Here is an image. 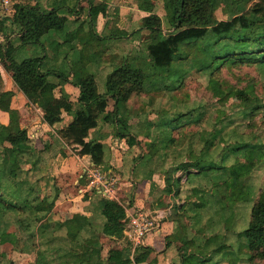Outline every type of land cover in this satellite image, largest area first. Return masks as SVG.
Masks as SVG:
<instances>
[{
	"label": "trees",
	"instance_id": "obj_1",
	"mask_svg": "<svg viewBox=\"0 0 264 264\" xmlns=\"http://www.w3.org/2000/svg\"><path fill=\"white\" fill-rule=\"evenodd\" d=\"M88 3L93 35L98 16L106 15L107 5L96 0ZM63 6L49 9L40 2L17 3L12 7V16L0 15L4 63L13 71L18 89L43 109V120L49 125L61 122L64 113L73 115V120L58 130V137L77 148L78 154L89 155L95 167L105 164L106 145L86 139L91 129L101 123L111 124L114 136L128 144L134 187L153 179L172 160L165 171L169 187L163 192L171 195L173 201L185 195L187 203L172 208L176 231L166 236V247L179 239L186 244L194 240V264H264V187L256 189L252 183L254 166L247 160L255 156L264 161V138L242 130L240 125L245 123L234 124L235 119L229 118L226 124L209 130L208 134L198 132L189 136V142H179L174 132L189 124L200 125L204 116L200 108L184 112L164 107L162 120L148 119L147 112L134 117L132 110L130 119L126 116L131 101L141 94L155 90L176 95L192 68L210 75L227 65L264 68V0H164L166 17L173 30L165 32L161 17L152 13L133 32L138 35L144 30L148 32L144 46L150 65L142 57L122 59L108 75L103 92L98 89L88 61L83 59L90 46L71 48L68 40L64 42L68 44L69 54L65 61L56 63L48 57L45 42L54 46L53 36L63 26L58 13ZM220 7L228 15L226 19L216 17ZM94 38L105 40L96 35ZM102 45L98 43L97 52ZM33 50L42 55L33 57ZM62 50L58 48V52ZM67 83L80 89L77 101L64 90ZM59 87L62 92L57 97L55 90ZM228 90L235 91L242 122L264 111V102L252 87L230 86ZM224 91L220 83L214 89L219 97ZM2 93L0 88V97ZM11 96L0 98V109L13 118ZM111 100L113 110L108 109ZM140 134L144 135V143L139 140ZM221 138L225 139L223 144ZM34 141L29 127L14 130L0 122V264H13V259L3 253L5 243L12 245L14 253L33 257L35 264L147 262L156 250L145 246V242L136 247L133 258L126 255L132 245L125 233L129 222L126 207L100 193L93 195L98 199L94 201L92 215L77 212L65 220L51 219L57 213L60 191L50 190L39 170L44 150H37ZM179 172L182 174L178 175ZM85 196L92 194L87 192ZM158 204L164 205L160 199ZM237 207L245 211L241 214L246 225L240 228ZM185 209L193 221L187 227L190 231L180 223ZM9 216L14 219L8 220ZM97 218H101L100 222ZM11 224L16 226L15 232L9 231ZM220 226L223 232L218 231ZM97 233L107 236L109 244L94 241ZM233 237L235 241L230 242Z\"/></svg>",
	"mask_w": 264,
	"mask_h": 264
},
{
	"label": "crops",
	"instance_id": "obj_2",
	"mask_svg": "<svg viewBox=\"0 0 264 264\" xmlns=\"http://www.w3.org/2000/svg\"><path fill=\"white\" fill-rule=\"evenodd\" d=\"M37 2H40L49 9L54 5H64L60 7L58 12L61 20H63L62 29L59 30L52 39L55 49L51 48L54 46H51L49 41L45 42L49 59L56 63L58 61H65L66 58L69 57V54L66 51V46H68V44L64 42L68 40L71 42L69 44L71 48L76 47L77 49H82L83 46H90L89 50L84 52L83 59H85L86 62L88 61L90 71L95 74L100 92L104 91L103 86L108 75L118 65L117 57L123 60L130 59V43L135 39L138 42L139 36L133 32L139 25L145 23L150 14L156 13L161 17L165 32L173 30L166 17L164 0H96V3L103 2L107 5V13L106 15L100 14L98 16L96 25L93 28V35L90 28V8L88 0H10L11 8L17 3L35 4ZM149 8H151V11ZM5 14L12 16V11L1 10L0 15L6 16ZM215 15L219 20L228 17L223 7L218 8ZM18 29L19 27H16V30ZM140 34L148 35V32L144 30ZM95 35L100 36L101 39L105 37V42L95 39ZM99 42L103 44V47H99L102 52H97L99 50L97 48ZM60 47L63 48L61 51L62 53L58 52V48ZM56 50L57 53L55 52ZM31 53L33 57L42 55V52L37 50L31 51ZM140 53V57L150 65V58L147 53H144L142 49ZM67 54L68 56H66ZM71 54L72 53H70V57ZM5 58L3 36L0 34V63L2 62V64H0V69L1 66L4 65L3 67L6 69L11 79L10 86L6 87L0 72V88L3 92L0 98H6L12 95L11 108L15 110V115L13 116L15 120H13L8 112H4L0 109V122L10 125L14 130L21 127L28 128L29 126H25L20 121V116H24V114L30 116L32 107H38V105L33 104L18 89L13 79V71L4 63ZM71 79L73 81L75 80L74 74L71 75ZM63 88L73 101H77L80 93L78 87L72 83H67ZM61 92L62 90L59 87L55 90V95L58 97L61 95ZM113 104L114 101L113 103L110 101L109 110H113ZM127 111L129 113L126 114V116L130 119V105ZM42 117H34L32 120L29 117L32 122L29 130L32 131L34 136L35 148L40 151L44 150V154H41L42 163L39 164V170L46 178L49 189L54 191L55 189H59L60 191V198L57 200L55 210L62 215L63 207H67L66 209L69 215H65L66 218L63 216L62 220L71 218L77 212L90 216L92 215L91 210L95 208L94 201L98 198L94 197V194H92L93 197L85 196L87 192H82V189L84 190L87 188L86 186L89 182V177L83 172L84 166H93L95 164L89 155L82 156L78 154L77 148L68 145L58 137V130L66 127L73 120V115L64 113L63 120L54 125L45 123ZM6 118H8V121H5ZM113 131V126L111 124L101 123L98 127L90 130L86 140H99L106 145L105 164L101 165L100 169L111 173V175H116L117 199L115 201L118 203L121 202L122 205L126 207L128 219L138 208H148L153 211L163 210L166 214L165 219L161 223V231L147 238L145 246L154 248L156 252H153L150 259L143 264H176L182 261L184 264H194V257L192 255L194 240L186 244L179 239L178 241H173L172 245L169 247H166V236H171L176 231V219H170L169 217L171 212L173 214L172 208L175 203L171 195L163 192L165 187H169L166 181L165 171L170 167L172 160H170L165 167L160 169L159 172L154 175L153 179L141 182L143 184L138 183L140 189H136L131 182L132 178H130L131 163L130 154H127L129 148L128 144L125 139L115 137ZM58 141L60 144H58ZM62 143H66L68 147H72L73 151L70 153L68 150L63 149L64 146ZM153 166L154 164L151 163V167ZM158 175H160L159 177H163V181L160 185L158 184V186H156L157 184L154 179L158 177ZM154 190L155 192H153ZM157 190L159 194L156 196V199H154L153 196ZM130 194L133 196L132 203H130ZM159 199L163 202V207H160L158 204ZM93 240L103 244V242L109 240V238L97 233L94 235ZM135 249L133 248V244L130 245L128 250H126V255L133 258Z\"/></svg>",
	"mask_w": 264,
	"mask_h": 264
},
{
	"label": "rangeland",
	"instance_id": "obj_3",
	"mask_svg": "<svg viewBox=\"0 0 264 264\" xmlns=\"http://www.w3.org/2000/svg\"><path fill=\"white\" fill-rule=\"evenodd\" d=\"M100 41L105 42L104 40H100ZM147 41H148L147 34H143V35L140 34L138 36V42L135 39L130 43V59L133 56L140 58L141 49L144 51V53H146V51L144 50L145 49L144 45ZM117 58H118L117 62L118 64H120L122 59L120 57H117ZM0 64H2V62ZM3 66H1L0 72L3 76V83H5V86L8 87L10 86L11 79L9 78L8 72ZM155 78H159V76ZM216 79L219 81L220 85H222V87L225 90L224 95L221 97L216 95V93L214 92V89L219 85ZM158 80H160L161 82L163 81L162 79H158ZM165 81H167V79ZM182 85L183 86L180 88L179 92L173 96L164 95L163 94L164 92L157 93V92H154L155 90H152L148 94H141V97H138V98L135 97L131 101L132 103L131 110H132L133 116L137 117L138 114L147 112L148 119H156V118L161 119V113H163L164 107L166 109L168 107H172L173 109H176L177 111H184V112H186L187 109L189 108H192V109L200 108V110L204 111V116L201 119L200 125L196 123L189 124L183 128H180L176 132H174V135L177 138H179V142L180 140L182 141L184 140L183 143L189 142V136H191V134L194 135L195 133L198 134V132L205 131L204 134H208L210 132L209 130H212L215 127L220 128L222 124H226L229 118L235 119L234 124H244L245 123L244 126L240 125L242 127V130L245 129L247 130V132H251L252 135L256 134L264 138V111H261L257 115V117H255L254 119H248L242 122L241 121L242 114L240 113L241 111H238L240 110L239 109L240 107H238L239 101H237L238 99L236 98L235 91L228 90L230 86L239 87V88L250 86L253 88L254 93L257 94L258 97L264 102V68H262L261 66L243 65V64L227 65L223 67L221 71H216L215 74L213 75L203 73L199 71L197 68H192V70H190L188 74L186 75L185 79H183ZM179 102H181L182 104H180ZM111 103H113V100H111ZM42 111H43L42 108L33 106L30 116H26V114H24V116L23 115L20 116V121L25 126H29L30 128L32 125V122H31L32 118L40 117V116L42 117L43 116ZM29 117L31 118V120L29 119ZM13 120H15V118ZM5 121H8V118H6ZM206 124L208 126H206ZM139 136H140V139H139L140 142L144 143L145 142L144 135L140 134ZM221 139H220V143L223 144L225 139H222V140ZM62 144L64 146L63 149L68 150L70 153L71 151H73L72 147H68L66 143H62ZM146 148H147V145H146ZM247 160L250 161L251 164H253L254 166L253 167L254 170L252 172V183L255 185L256 189L260 187L261 188L264 187V161H260V159L255 156L249 157L247 158ZM181 174H182L181 172L178 173V175H181ZM159 176L160 175H158V177ZM158 177H155L154 179L157 184L156 186H158V184L160 185V183H162L163 181L162 176H161L162 178L161 177L158 178ZM130 178H131V175H130ZM140 184H143V183H140ZM135 187L136 189H138L139 184H137ZM153 192H155V190ZM158 194H159V191L157 190L153 198L156 199V196ZM184 196L185 195H182V198L177 199L176 201L174 200V203L179 206L185 205L187 202ZM132 201H133V196L130 194V203H132ZM63 208L64 209L62 210L63 212L62 215H60V213H53L51 215V219L53 220L61 219L62 220L63 216L64 218H66V216L69 215V213L67 212L66 206H64ZM236 212H237V216L239 217L237 226L240 228L246 225V218L245 216H242L241 214L245 211H241L240 207L239 208L237 207ZM188 213H189V210L187 211V209H185L182 211L180 215V223L184 225L185 230H187V227L193 223L192 218L189 217L190 214L188 215ZM169 217L170 219H173L172 212L169 215ZM10 219L13 220L14 216H9L8 220ZM97 219L100 222L101 218H97ZM8 229L10 232H15L16 226L14 224H11ZM187 231H190V229H188ZM218 231L223 232L222 226L218 228ZM189 233L192 234V231ZM235 239L236 238L233 237V238H230L229 241L234 242ZM5 242L7 241L5 240ZM103 243L108 245L109 240H105ZM2 249H3V253L6 256V258L13 259V264H35L33 257L21 256L19 254L14 253L12 251V245L8 243H5L2 246Z\"/></svg>",
	"mask_w": 264,
	"mask_h": 264
},
{
	"label": "built area",
	"instance_id": "obj_4",
	"mask_svg": "<svg viewBox=\"0 0 264 264\" xmlns=\"http://www.w3.org/2000/svg\"><path fill=\"white\" fill-rule=\"evenodd\" d=\"M1 10L12 11L10 0L0 1ZM89 177V182L86 189H82L84 193L89 192L91 194L100 193L104 197L116 200V183L115 177L111 176V173L101 170L95 165L84 166V172ZM84 188V187H83ZM122 204L121 202H119ZM166 214L163 210L153 211L148 208H138L135 213L130 215L128 228L125 233L133 244V248L140 245H144L147 237L154 233L161 231V223L165 219Z\"/></svg>",
	"mask_w": 264,
	"mask_h": 264
}]
</instances>
